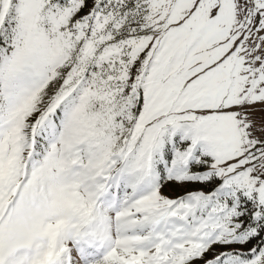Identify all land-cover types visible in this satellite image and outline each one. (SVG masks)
I'll return each instance as SVG.
<instances>
[{
  "label": "snow or ice",
  "instance_id": "6c2138e0",
  "mask_svg": "<svg viewBox=\"0 0 264 264\" xmlns=\"http://www.w3.org/2000/svg\"><path fill=\"white\" fill-rule=\"evenodd\" d=\"M0 264H264V0H0Z\"/></svg>",
  "mask_w": 264,
  "mask_h": 264
}]
</instances>
